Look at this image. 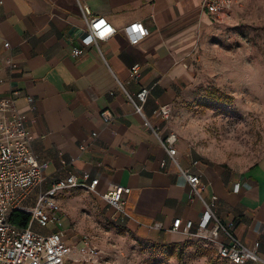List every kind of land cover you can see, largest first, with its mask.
<instances>
[{"label":"crops","instance_id":"obj_1","mask_svg":"<svg viewBox=\"0 0 264 264\" xmlns=\"http://www.w3.org/2000/svg\"><path fill=\"white\" fill-rule=\"evenodd\" d=\"M202 1L80 0L118 30L101 41L103 56L96 46L83 44L84 21L77 0H4L0 10V99L12 89L21 91L17 105L26 115L34 151L48 163L46 174L57 179L69 172H89L99 178V193L114 186L130 188L125 195L128 219L158 242L184 241L182 232L172 231L174 221L199 222L204 207L152 129L144 126V117L124 89L132 95L149 89L145 115L153 125H160L162 133L171 132L167 120L155 111L165 104L173 106L192 84L194 53L204 37L219 28ZM137 21L144 23L148 35L133 45L122 29ZM4 41L11 47H5ZM75 47L84 49L78 57L72 56ZM10 59L19 65L13 74ZM137 63L141 70L133 78L131 68ZM105 109L115 118L103 128ZM177 147L184 169L193 159L199 160L193 171L206 184L204 196L216 200L223 219L236 222L241 241L250 248L260 243V260L247 264H264V156L240 170ZM156 223L162 227H155ZM68 229L64 211L62 226L50 224L41 230H60L68 238Z\"/></svg>","mask_w":264,"mask_h":264},{"label":"rangeland","instance_id":"obj_2","mask_svg":"<svg viewBox=\"0 0 264 264\" xmlns=\"http://www.w3.org/2000/svg\"><path fill=\"white\" fill-rule=\"evenodd\" d=\"M216 24L194 53L195 78L167 125L185 153L245 170L264 156V0H240L237 16ZM59 199L66 241L88 236L100 255L95 263L67 264H228L205 239L154 241L94 192L67 190Z\"/></svg>","mask_w":264,"mask_h":264},{"label":"built area","instance_id":"obj_3","mask_svg":"<svg viewBox=\"0 0 264 264\" xmlns=\"http://www.w3.org/2000/svg\"><path fill=\"white\" fill-rule=\"evenodd\" d=\"M237 0H203L202 8L212 19L222 23L231 15ZM80 15L84 21V46L94 45L103 56L101 41L113 37L118 30L104 16L95 15L91 9L77 0ZM4 0H0V10ZM129 42L140 44L148 35V29L142 21L132 23L122 29ZM4 46L11 47L9 41ZM84 52L81 47H75L72 56L78 57ZM187 66V64H185ZM10 73L19 67L13 59L8 64ZM141 67L135 64L131 68V76L139 77ZM124 89V88H123ZM128 100L136 112L144 117V126L152 129L162 147L167 151L171 161L178 167L194 196L199 198L204 207L199 222L193 219L174 221L172 231L182 232L186 236L209 241L216 250L217 258L228 264H247L249 261L258 262L259 242L253 248L245 245L236 232V222L223 219L217 212L215 199L204 196L206 184L200 173L193 171L199 160L193 159L191 166L184 169L178 159V140L175 132L164 134L160 125H153L144 113L150 90L143 88L136 95L125 90ZM21 91L12 89L11 93L0 99V264H67V261L95 263L99 261V250L88 236L81 244H71L66 241L60 230L49 233L42 232L50 224L62 226L64 209L59 196L67 190L86 189L97 193L115 209L116 213L126 214L125 195L130 193L128 187H111L105 193L97 191L99 178H94L89 172L82 175L69 172L65 176L51 179L45 172L48 163L33 149V135L26 123V115L22 112L17 100ZM33 101L32 97H29ZM172 111L171 104H165L155 111L162 119H169ZM106 128L114 120L115 114L110 109L101 112ZM94 132V136H98ZM82 145V149H86ZM63 167L67 162L62 160ZM163 165L166 162L162 163ZM240 183H237V188ZM24 211L30 215L26 226L12 222L14 211ZM127 215V214H126ZM152 228L153 226H148ZM155 227L161 228V223Z\"/></svg>","mask_w":264,"mask_h":264},{"label":"trees","instance_id":"obj_4","mask_svg":"<svg viewBox=\"0 0 264 264\" xmlns=\"http://www.w3.org/2000/svg\"><path fill=\"white\" fill-rule=\"evenodd\" d=\"M11 220L17 225L26 226L30 220V215L24 211L17 210L12 214ZM173 246H175V244Z\"/></svg>","mask_w":264,"mask_h":264}]
</instances>
